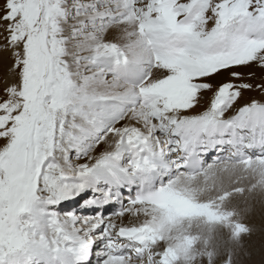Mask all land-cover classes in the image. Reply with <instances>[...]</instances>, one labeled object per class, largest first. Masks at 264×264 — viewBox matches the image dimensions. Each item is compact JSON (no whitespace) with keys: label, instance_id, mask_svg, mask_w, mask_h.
<instances>
[{"label":"snow or ice","instance_id":"1","mask_svg":"<svg viewBox=\"0 0 264 264\" xmlns=\"http://www.w3.org/2000/svg\"><path fill=\"white\" fill-rule=\"evenodd\" d=\"M0 53V264L251 255L264 0H0Z\"/></svg>","mask_w":264,"mask_h":264},{"label":"rangeland","instance_id":"2","mask_svg":"<svg viewBox=\"0 0 264 264\" xmlns=\"http://www.w3.org/2000/svg\"><path fill=\"white\" fill-rule=\"evenodd\" d=\"M6 57L7 65L11 57L7 53H0ZM259 74V73H258ZM3 70L0 66V79H3ZM250 96H259V92L249 93ZM229 207H236L241 211V222L252 229L251 235L244 237V247L251 255H242L240 264H264V193H254L237 196Z\"/></svg>","mask_w":264,"mask_h":264},{"label":"bare ground","instance_id":"3","mask_svg":"<svg viewBox=\"0 0 264 264\" xmlns=\"http://www.w3.org/2000/svg\"><path fill=\"white\" fill-rule=\"evenodd\" d=\"M118 33H110L109 35V39H112L114 37V35H116ZM6 57H4V55H0V66L2 67V70H3V75H5L6 73V70H7V61H6ZM235 200V199H233Z\"/></svg>","mask_w":264,"mask_h":264}]
</instances>
